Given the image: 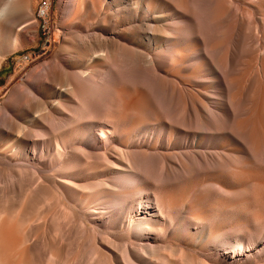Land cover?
I'll list each match as a JSON object with an SVG mask.
<instances>
[{"label":"bare ground","instance_id":"6f19581e","mask_svg":"<svg viewBox=\"0 0 264 264\" xmlns=\"http://www.w3.org/2000/svg\"><path fill=\"white\" fill-rule=\"evenodd\" d=\"M71 2L102 35L66 45V69L47 76L41 99L1 136L13 172L0 205L27 189L30 201L60 208L47 238L30 243L32 260L264 258V0ZM16 19L9 1L2 27Z\"/></svg>","mask_w":264,"mask_h":264},{"label":"rangeland","instance_id":"374dc122","mask_svg":"<svg viewBox=\"0 0 264 264\" xmlns=\"http://www.w3.org/2000/svg\"><path fill=\"white\" fill-rule=\"evenodd\" d=\"M9 1L17 19L10 30L4 29L0 20V147L3 148V152L7 151L11 142L2 139L1 136L4 131H11L13 121H18V110L33 105L41 99L44 85L48 81L47 76L53 71H59L61 67L66 69L67 56L62 49L66 45L80 42L81 38L88 34L102 35L103 31L100 28L101 24L96 23L89 12H75L71 0H0V9ZM94 1L103 2V0ZM51 101L52 99H49L50 110L54 106L50 104ZM37 116L38 113H33V117ZM3 152L0 151V192L10 188L7 177L13 172L11 167L2 165ZM48 185L50 186L49 183ZM47 193L49 196L54 195V188L51 187ZM17 195L21 196L19 201L9 200L8 203L0 205L1 223H3L0 236V264H36L29 253V245L33 241L47 238L45 224L60 208L52 207L47 210L40 201H30L32 199L29 197L25 198L27 189L24 192L17 191ZM68 205L69 201L65 199L61 206L68 208ZM74 221H80V216L75 214ZM23 227L28 229L25 230ZM112 237L117 238L119 235L112 234ZM91 238L95 248L94 235H91ZM96 247L104 254L98 245ZM17 248L19 250H16ZM181 248L186 256L195 252L189 245ZM20 251L23 254L19 253ZM174 258L177 259L176 256ZM109 261L111 264L115 262ZM249 264H264V258Z\"/></svg>","mask_w":264,"mask_h":264}]
</instances>
